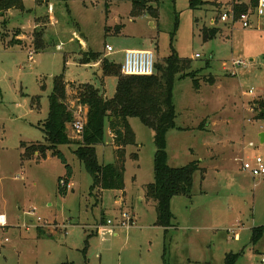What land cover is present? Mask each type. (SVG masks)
Returning <instances> with one entry per match:
<instances>
[{
  "label": "rangeland",
  "instance_id": "374dc122",
  "mask_svg": "<svg viewBox=\"0 0 264 264\" xmlns=\"http://www.w3.org/2000/svg\"><path fill=\"white\" fill-rule=\"evenodd\" d=\"M147 1L158 18L133 16L132 0H24L23 9L0 15V213L7 218L0 264H163L166 246L170 264H225L230 252L241 253L237 264H260L264 232L257 243L251 237L264 226V176L242 166L264 160V119L254 102L264 99V17L243 28L219 20L218 5L224 11L232 0H203L195 9L190 0ZM205 27L219 32L205 40ZM107 44L114 53H106ZM171 45L192 59L199 88L191 76L174 82L177 127L167 133L168 163L198 161L205 171L194 174L192 198L174 197L176 226L166 233L156 225L155 202L144 195L154 180L156 145L140 118H130L136 144L126 148L125 194L91 190L94 179L77 144L58 147L73 168L67 194L59 190L65 165L52 151L47 158L25 154L46 143L42 124L56 76L68 81L70 107L81 104L88 113L76 99L80 85L109 98L116 93L118 77L104 75L103 60L119 65L125 50L151 49L164 64ZM85 51L99 54L96 65L81 63ZM96 152L104 164L115 161L108 123ZM120 208L134 213L135 223L101 242L98 224L117 218Z\"/></svg>",
  "mask_w": 264,
  "mask_h": 264
},
{
  "label": "trees",
  "instance_id": "16d2710c",
  "mask_svg": "<svg viewBox=\"0 0 264 264\" xmlns=\"http://www.w3.org/2000/svg\"><path fill=\"white\" fill-rule=\"evenodd\" d=\"M203 0H190L191 8L195 9L201 5ZM131 14L140 16L149 13L158 18V9L152 7L147 0H132ZM258 0H232L230 6L237 15L254 10ZM23 9L24 0H0V14H6L11 9ZM221 6L218 5L219 13ZM219 32L216 27L203 30L205 40L215 37ZM20 41L17 40L16 44ZM37 46V49H40ZM98 53L85 51L81 63L90 64L98 62ZM208 61L206 67H209ZM104 75H115L118 77L117 89L114 97H107L105 92L92 84H82L78 87L79 103L88 107L87 123L82 139L75 141L70 136L71 123L74 120L73 111L68 103V82L64 74L54 78V86L49 96V115L42 124L46 143H38L26 148L28 157L36 152L38 156L47 158V152L57 156L65 165L66 174L59 179V190L62 194L69 191L68 185L73 177V168L66 157L58 149L60 145L77 144L75 153L83 162L87 171L93 176L92 191L114 189L124 191L126 148L136 144L134 130L130 124L131 117H138L154 131V143L156 151L154 156V180L145 185V196L148 201L155 202L157 211L156 225L164 228L168 233L175 228V215L171 210V202L176 196L192 198L194 174L204 169L199 166L198 161L181 166L173 167L168 163L167 133L176 128L177 112L173 101V87L176 78L191 76L195 88H199L198 80L195 78L197 71L191 72L192 59L182 58L177 50L171 45L168 56L164 58V64L156 63V72L153 75H122L121 64L117 65L108 59L102 62ZM114 68V69H112ZM180 75L179 77H177ZM210 80V79H209ZM259 106L258 118L264 119V99L254 101ZM108 123L109 130L113 135L115 145V161L104 164L99 161L96 147L104 142L105 125ZM134 159L138 154L134 153ZM64 182V184H62ZM99 190V191H100ZM264 226L252 229V243H257L262 237ZM167 246L164 248L163 264H170L167 257ZM241 253L230 252L225 257V264H237Z\"/></svg>",
  "mask_w": 264,
  "mask_h": 264
},
{
  "label": "built area",
  "instance_id": "2783aa9c",
  "mask_svg": "<svg viewBox=\"0 0 264 264\" xmlns=\"http://www.w3.org/2000/svg\"><path fill=\"white\" fill-rule=\"evenodd\" d=\"M264 17V0H258L257 7L254 10L243 12L237 15L234 9L230 6L226 10L222 11L219 20L222 22L240 23L243 28L252 27V16ZM216 21V20H215ZM215 21H211L215 24ZM217 22V21H216ZM106 53H114V49L111 45H106ZM195 57H200L196 54ZM121 64V73L123 75H143L149 76L156 72V57L151 49H127L124 51V60ZM73 103V102H72ZM80 107V111H78ZM78 109L73 103V106L69 108L73 111L74 120L71 123V129L82 138L85 125L87 123V114L82 113V105L80 104ZM253 146V143H250ZM243 169L252 173L253 176H264V160L262 157L257 156L251 162H244ZM64 184V182H62ZM70 188V184L68 185ZM135 223L134 213L127 209H120L119 216L117 218H106L103 222H100L97 226V231L101 232L106 228H118L129 227ZM7 226V218L5 214L0 213V227ZM260 264H264V252L260 253Z\"/></svg>",
  "mask_w": 264,
  "mask_h": 264
},
{
  "label": "crops",
  "instance_id": "0c3cea01",
  "mask_svg": "<svg viewBox=\"0 0 264 264\" xmlns=\"http://www.w3.org/2000/svg\"><path fill=\"white\" fill-rule=\"evenodd\" d=\"M254 19H256L257 21H258V23H259V17H256V16H252V23H253V21H254ZM234 24V23H233ZM234 26V25H233ZM258 27H259V25H257ZM96 65V64H95ZM67 81V80H66ZM68 82V81H67ZM129 121H130V119H129ZM111 133V132H110ZM70 136H72L71 134H70ZM73 137V136H72ZM111 137L113 138V135L111 134ZM113 145H114V142H113ZM114 149H115V145H114ZM72 185H73V183H70V187H72ZM121 192H123L124 194L126 193L125 192V189H124V191H121ZM144 195H145V193H144ZM177 197V196H176ZM175 197V198H176ZM145 198H146V196H145ZM175 198H173V200L175 199ZM173 200H172V202H171V207H172V203H173ZM120 209H123V208H120ZM171 210H172V208H171ZM173 212V211H172ZM174 214V213H173ZM96 235H98V236H100V240H101V242H103L104 240H105V238H106V236H110V235H117V231H116V229H114V228H106V229H104L103 231H101V232H98L97 231V234ZM239 235L237 234L236 235V237H238ZM260 253H262V252H260ZM166 257H167V259H168V261H169V257L167 256V253H166ZM163 258V257H162ZM169 263H170V261H169Z\"/></svg>",
  "mask_w": 264,
  "mask_h": 264
},
{
  "label": "water",
  "instance_id": "95a60500",
  "mask_svg": "<svg viewBox=\"0 0 264 264\" xmlns=\"http://www.w3.org/2000/svg\"><path fill=\"white\" fill-rule=\"evenodd\" d=\"M0 15H2V13ZM261 137H262V142H264V133L261 134Z\"/></svg>",
  "mask_w": 264,
  "mask_h": 264
}]
</instances>
